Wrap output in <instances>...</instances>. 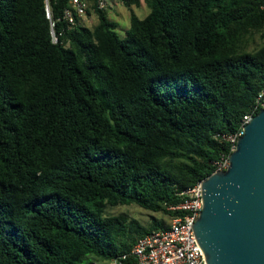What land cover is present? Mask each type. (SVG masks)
I'll use <instances>...</instances> for the list:
<instances>
[{"label":"trees","instance_id":"obj_1","mask_svg":"<svg viewBox=\"0 0 264 264\" xmlns=\"http://www.w3.org/2000/svg\"><path fill=\"white\" fill-rule=\"evenodd\" d=\"M0 0V264L104 263L173 218L264 89V0ZM144 2L147 13L134 6ZM49 13V15H47ZM56 40H53V35Z\"/></svg>","mask_w":264,"mask_h":264},{"label":"water","instance_id":"obj_2","mask_svg":"<svg viewBox=\"0 0 264 264\" xmlns=\"http://www.w3.org/2000/svg\"><path fill=\"white\" fill-rule=\"evenodd\" d=\"M228 158L202 179L194 239L206 264H264V106L244 123Z\"/></svg>","mask_w":264,"mask_h":264},{"label":"built area","instance_id":"obj_3","mask_svg":"<svg viewBox=\"0 0 264 264\" xmlns=\"http://www.w3.org/2000/svg\"><path fill=\"white\" fill-rule=\"evenodd\" d=\"M97 8H106L111 5L110 0H95ZM88 3L86 0H68L64 7L63 15L68 25L75 23V15L85 19ZM264 8V1L262 3ZM46 0V10L48 11ZM53 40L56 36L52 33ZM264 106V89L256 96L253 109ZM252 112L242 116L240 127L232 133H219L222 137L230 140L231 150L235 146L236 139L242 133V127L251 117ZM229 155L222 154L213 162L215 169H224L229 161ZM202 179L193 185L186 187L181 193L186 198L178 204L170 205L172 209L179 208L183 214L171 218L164 228L153 229L138 237L134 243L124 251L117 253L111 259L101 264H206L204 255L197 246L192 232V224L199 215L202 207L200 184ZM88 264H98L94 261Z\"/></svg>","mask_w":264,"mask_h":264},{"label":"rangeland","instance_id":"obj_4","mask_svg":"<svg viewBox=\"0 0 264 264\" xmlns=\"http://www.w3.org/2000/svg\"><path fill=\"white\" fill-rule=\"evenodd\" d=\"M110 1L111 5L107 8V12L111 18L117 21L115 29L117 33L122 36L129 25V9L121 0L114 1L113 3L112 0ZM134 8L139 16H143L148 11V7H146L143 1L139 6H134ZM84 20L87 24L92 25L96 21V17L93 13H90L85 16ZM105 213L123 214L128 219H135L143 225L148 224L153 218L160 219L164 224H169L171 221V217L167 214L143 208L135 203L117 205L108 204L105 207Z\"/></svg>","mask_w":264,"mask_h":264},{"label":"crops","instance_id":"obj_5","mask_svg":"<svg viewBox=\"0 0 264 264\" xmlns=\"http://www.w3.org/2000/svg\"><path fill=\"white\" fill-rule=\"evenodd\" d=\"M114 1H117V0H112V3H113Z\"/></svg>","mask_w":264,"mask_h":264}]
</instances>
